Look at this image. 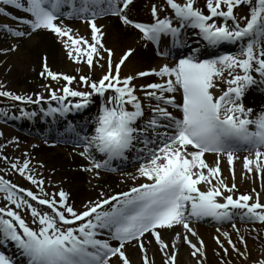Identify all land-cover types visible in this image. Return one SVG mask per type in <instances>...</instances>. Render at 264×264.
<instances>
[{
    "label": "snow or ice",
    "instance_id": "obj_1",
    "mask_svg": "<svg viewBox=\"0 0 264 264\" xmlns=\"http://www.w3.org/2000/svg\"><path fill=\"white\" fill-rule=\"evenodd\" d=\"M0 4L24 13L14 16L0 7L15 21L0 26L5 39L12 40L0 55L18 54L25 39L50 33L70 61L88 69L77 67L75 75L52 71L45 54L39 75L58 85L63 81V86L49 83L43 86L47 95H24L0 82V101H11L19 112L0 107V118L32 120L39 112L56 122L87 110L98 98L96 112L82 123L68 121L57 143H71L73 154L86 161L78 170L94 179L120 166L134 168L121 173L123 183L131 181L127 190L101 189L78 207L70 191L41 175L30 153L13 159L0 146V161L7 165L0 169L5 202L0 206V264H134L130 248L140 264H155L149 256L153 243L162 264H177L180 242L191 249L196 264H207L205 241L194 227L204 220L230 223L244 251L228 232L216 231L232 253L247 260V240L235 221L264 225V195L255 188L237 195L234 163L242 158L244 175L264 180V105L257 109L245 102L253 92L264 94V0H154L146 5L149 20L136 15L137 0ZM66 20L86 24L89 36L74 32ZM103 20H115L125 33L136 34L135 46L128 45L118 60L106 44ZM139 47L161 62L124 71ZM9 143L19 145L17 139ZM207 154L215 155L214 164L207 162ZM223 159L231 182L223 173ZM8 173L18 174L36 191L6 179ZM251 231L259 238V229ZM165 232H175L174 238L166 239ZM214 239L223 252L220 264H231L229 248L220 235ZM8 248L14 252L7 254L3 249ZM253 264H264V258Z\"/></svg>",
    "mask_w": 264,
    "mask_h": 264
},
{
    "label": "rangeland",
    "instance_id": "obj_2",
    "mask_svg": "<svg viewBox=\"0 0 264 264\" xmlns=\"http://www.w3.org/2000/svg\"><path fill=\"white\" fill-rule=\"evenodd\" d=\"M2 6V4H0ZM5 6V5H4ZM3 7V6H2ZM6 7V8H5ZM4 8L7 10V13H10L11 15L14 14V16H18L17 11L12 6H5ZM150 12L149 7H146L145 12ZM66 22V21H65ZM9 24L13 25L15 21L11 20L9 16H6L2 13H0V26L3 24ZM69 23L70 26L73 28L74 32H78L79 35L88 37L90 34V30L88 29L86 24L81 23H74V22H66ZM105 24V31L107 33L106 35V44L108 47L115 49V59L118 60L119 56L122 54V51L125 50L126 46L123 45H117L113 43V37L111 35V29H110V21L106 20L102 22ZM49 34L50 42L54 44L55 47V57L48 58L47 63L52 71L56 72H64V73H70V74H76L74 72V69L79 67L84 72H87L88 69L86 65H76L72 61H70L66 55V50L62 47L60 43L57 42V38ZM129 34L128 32L126 33ZM5 33L0 32V48L7 47L12 40L11 39H5ZM40 39L39 37L34 38L33 40L25 39L23 41L21 50L18 54H9L8 56L0 55V82L5 83L11 90L18 92L20 94L24 95H32L33 93H41L44 95H47L44 89V85L51 83L52 87H62L63 81L59 83V85L55 81H49L48 79L42 78L39 73L42 70V58L45 55L44 49L37 48V51L35 54L31 55L30 50L33 49L35 43ZM132 39H137L136 34L133 33ZM48 55V54H47ZM52 59V60H51ZM6 61V63H5ZM101 70L97 68L95 70V75L99 76L101 75ZM37 77V78H36ZM77 84H73V87H77ZM83 90V89H81ZM0 107H4L5 109L12 107L11 101H0ZM19 114L18 110L17 113ZM9 124H13L12 121L8 122ZM13 139H17L19 141V145L17 146L15 143H9V141H12ZM33 145H38V147H33ZM0 146H4L3 150L5 154H7L9 157L16 159V158H23V154L25 152H28L32 155L33 160L32 164L33 166H37L38 171L41 173L43 177L51 178V182L53 185H56V182L59 180L58 176L53 177V171L54 166L51 161L56 159H52L49 155H46L44 153H40L39 150L44 149L45 146L40 145L36 143V141L25 140L21 137H18L17 133L14 132L13 129L0 125ZM64 152V151H63ZM40 163L44 164L43 168H39L38 165ZM6 164L3 163V161H0V169H6L4 168ZM60 166V165H59ZM4 174L3 172H0V175ZM257 176V175H256ZM259 177V176H257ZM6 179L11 180L13 183L18 184L21 187L24 188H31L34 191H36L35 187L31 185L28 181L20 177L18 174L15 173H8L5 176ZM127 188V187H125ZM54 189L52 187H48L47 191L51 192ZM5 203L2 199H0V206ZM79 207V206H78ZM25 219L31 223V216L27 215L26 213H21ZM245 224V223H244ZM253 225L251 223L246 224ZM256 226V229H259V238H257V232L254 231H247V234L244 230H242L241 226H238L239 228V234L243 235L245 239L247 240V247H248V253L249 257L247 260H245L243 257L237 256L235 253H232L231 248L227 244V240L223 237V235L220 236L221 240L224 243V246L226 248H229V253L231 254L228 259L230 260L231 264H253V261L258 260L260 258H264V225H261L260 223L254 224V227ZM230 228L231 238L234 242H237V234L232 229L231 226H227ZM246 227V226H244ZM245 229V228H243ZM222 233V232H221ZM220 235V233H217ZM237 247L241 249V251H244V246L239 244L237 242ZM191 250V249H189ZM219 252L220 255L218 256L216 253ZM223 256L222 250L219 249V246L216 244L211 245V248H209L207 252V264H220V259ZM190 257V256H189ZM187 256L183 259L182 264H187L186 260ZM192 258V257H190ZM190 262V261H189ZM193 260L191 259V263ZM195 264L196 261L194 260ZM190 264V263H189Z\"/></svg>",
    "mask_w": 264,
    "mask_h": 264
},
{
    "label": "bare ground",
    "instance_id": "obj_3",
    "mask_svg": "<svg viewBox=\"0 0 264 264\" xmlns=\"http://www.w3.org/2000/svg\"><path fill=\"white\" fill-rule=\"evenodd\" d=\"M152 2H154V0H137V7L134 10L136 15L142 20L148 19L147 18L148 14L145 12L143 13L142 9H144L146 5H149ZM155 2H162V0H155ZM19 12H20V16L24 15L23 12L21 11ZM109 21H110V24H109L110 29L112 32L111 35L113 37L114 44H117V45L125 44L127 46L128 45L135 46L134 39H132V35H133L132 32H128L129 34L127 35L123 30L118 28L117 22L115 20H109ZM48 36H49L48 33H42L40 35V39L35 43L33 49L30 50L31 55L36 53L37 48H40V49H44L45 50L44 52H47L45 54H48L47 55L48 58H52V57L54 58L56 56L54 44L50 42V39ZM160 62H161L160 59H158L155 56L154 52H151L148 49H144L143 47H139L137 50V53L128 62V65L124 69V71L127 72L129 69H132V68H140L143 70H147L148 68L155 67ZM148 79L154 80L157 78L151 77ZM140 82H143V81H140ZM250 96H252L253 98H250ZM177 99L179 100V95L177 96ZM95 102H98L99 104V99L96 98L94 103ZM245 102L249 106L259 109L261 105H264V94H261L259 92H253L247 97ZM28 108L29 110L38 111V106H28ZM6 110H8L10 114H12V113H17L18 109L11 107V108H7ZM38 116H39V112H38L37 117ZM37 117L33 118L32 120L19 119L18 121L33 123L37 121ZM44 118L46 121H48L49 119V117H44ZM36 151L49 155L52 159H56L55 162L54 160L50 162L53 164L54 166L53 168L55 170V173L54 171L52 172L54 174L53 177L54 176L59 177V180L56 182V185L62 186L66 190L70 191L72 194L73 200L75 201L77 206H80L81 204L85 203L88 199H95L97 196V193L101 189L105 191H109V192H118L121 190H127L128 188L125 189V187H128L129 185H131L130 180L127 183L122 182L121 173L131 172L132 170H134V168L121 171L119 175L101 172V177L99 179H94L92 177V174L78 170L81 165L86 164V161H84L78 155L73 154V152L63 153L60 148H57L53 145L52 146L47 145L45 146L44 149L40 148L39 150H36ZM246 154L247 153L242 154L241 157H243V155H246ZM206 159L208 163L214 164L216 157L214 154H207ZM241 160L242 158L234 163L235 173H236L235 182L237 183L238 189H239V192L237 193V195L239 193L250 192L251 189L253 188H255L259 192H262V195H264V190H262V183H264V180L261 179V181L257 183L253 175L245 176L244 175L245 170L243 169V166L241 165ZM6 167L7 165L4 166V168ZM221 167H222L224 175L228 177L229 181L231 182V174L228 171V165H227L226 159L222 160ZM62 181L63 183H61ZM97 185H99V187H95ZM194 227L196 228L200 237H202L203 240L205 241L206 252H208L209 248H211V245L216 242L214 239V237L218 235L216 232V229L213 230L214 229L213 227H206L200 224H195ZM253 227L254 226L249 225L248 227L247 226L244 227L245 229H242V230H244L247 234V231L251 232V229ZM175 231L182 232L183 229L177 228ZM221 232H228L231 235L230 230L227 227H225V229L223 227L221 229ZM164 236L166 239L170 237L174 238L175 232H172V233L165 232ZM193 241L195 242L194 238H193ZM157 249H158V246L155 245V243H153L149 249V256L150 258H154L155 264H162V255ZM189 249L190 248L187 245L180 242L177 264H182L185 256H187L186 258V260H188L187 263L192 264L191 263L192 258H190L191 250ZM128 254L130 258L133 260L134 264H140V257L135 249L130 248Z\"/></svg>",
    "mask_w": 264,
    "mask_h": 264
}]
</instances>
